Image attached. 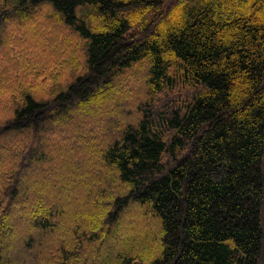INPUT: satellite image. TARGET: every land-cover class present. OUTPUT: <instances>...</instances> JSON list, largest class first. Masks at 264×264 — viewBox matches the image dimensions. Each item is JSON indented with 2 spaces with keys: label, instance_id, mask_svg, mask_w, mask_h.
<instances>
[{
  "label": "trees",
  "instance_id": "16d2710c",
  "mask_svg": "<svg viewBox=\"0 0 264 264\" xmlns=\"http://www.w3.org/2000/svg\"><path fill=\"white\" fill-rule=\"evenodd\" d=\"M0 264H264V0H0Z\"/></svg>",
  "mask_w": 264,
  "mask_h": 264
},
{
  "label": "rangeland",
  "instance_id": "374dc122",
  "mask_svg": "<svg viewBox=\"0 0 264 264\" xmlns=\"http://www.w3.org/2000/svg\"><path fill=\"white\" fill-rule=\"evenodd\" d=\"M36 24H38V23H36ZM38 25H39V26H38V31H40V34H42V38H44V33H43V31L41 30V27H43V25H42L41 23H39ZM43 28H44V27H43ZM55 36L57 37V33L54 34V37H55ZM71 40H72V39H71ZM115 88H116V91L118 90L117 93H118V92H121V90H122L121 87L119 86V84L115 85ZM124 88H125V87H124ZM86 211H89V209H86ZM136 214H137V213H135L134 215H136ZM143 230H144V229H143ZM135 233H136V232H135ZM127 234H128V233H127ZM134 236H135V234H134Z\"/></svg>",
  "mask_w": 264,
  "mask_h": 264
}]
</instances>
